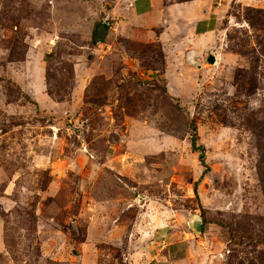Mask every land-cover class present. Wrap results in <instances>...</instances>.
Wrapping results in <instances>:
<instances>
[{"label": "rangeland", "instance_id": "374dc122", "mask_svg": "<svg viewBox=\"0 0 264 264\" xmlns=\"http://www.w3.org/2000/svg\"><path fill=\"white\" fill-rule=\"evenodd\" d=\"M125 3L0 0V264H264V0Z\"/></svg>", "mask_w": 264, "mask_h": 264}, {"label": "crops", "instance_id": "0c3cea01", "mask_svg": "<svg viewBox=\"0 0 264 264\" xmlns=\"http://www.w3.org/2000/svg\"><path fill=\"white\" fill-rule=\"evenodd\" d=\"M141 1L143 0H126L127 3H125L127 8L131 7V10H130L131 12L132 10H134V14L137 17H144V15L150 14L152 7L154 8L156 4L158 3V0H144V2H141ZM150 3H152V6L150 5ZM114 9H118V5ZM191 9L193 10V6L188 7V12L186 13L187 15L193 13ZM152 13L153 12H151V14ZM201 24H203V22ZM109 28H110V25L108 27V30Z\"/></svg>", "mask_w": 264, "mask_h": 264}, {"label": "water", "instance_id": "95a60500", "mask_svg": "<svg viewBox=\"0 0 264 264\" xmlns=\"http://www.w3.org/2000/svg\"><path fill=\"white\" fill-rule=\"evenodd\" d=\"M108 27H104L102 29H99L96 33V42L99 43L102 40H104L107 37ZM207 61L213 65L217 63V56L214 54H211ZM192 226L194 227L195 231L200 232L202 230V220L197 218L192 222Z\"/></svg>", "mask_w": 264, "mask_h": 264}, {"label": "trees", "instance_id": "16d2710c", "mask_svg": "<svg viewBox=\"0 0 264 264\" xmlns=\"http://www.w3.org/2000/svg\"><path fill=\"white\" fill-rule=\"evenodd\" d=\"M191 128H192V136H191V138H192L193 149L200 153L199 158H200L201 162L206 165L204 146L199 145L197 143V141H198V132H197V130L198 129H197V125H196L195 122L192 124Z\"/></svg>", "mask_w": 264, "mask_h": 264}, {"label": "flooded vegetation", "instance_id": "af4514ba", "mask_svg": "<svg viewBox=\"0 0 264 264\" xmlns=\"http://www.w3.org/2000/svg\"><path fill=\"white\" fill-rule=\"evenodd\" d=\"M98 31V30H97ZM97 33V32H96Z\"/></svg>", "mask_w": 264, "mask_h": 264}]
</instances>
